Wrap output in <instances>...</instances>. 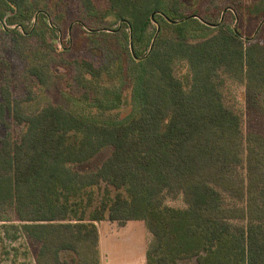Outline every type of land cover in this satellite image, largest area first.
<instances>
[{"label": "trees", "instance_id": "trees-1", "mask_svg": "<svg viewBox=\"0 0 264 264\" xmlns=\"http://www.w3.org/2000/svg\"><path fill=\"white\" fill-rule=\"evenodd\" d=\"M66 1L0 0V18L11 11L5 31L42 53L26 66L25 95L0 85V240L37 242L33 264H101L97 222L142 220L151 235L145 264H264V131H244L223 93L228 81L243 84L264 111V23L252 37L207 15L215 26L170 22L164 0H76L90 21L86 40L105 59L65 58L68 49L59 56L82 99L117 108L127 83L131 111L104 120L51 100L29 109L53 80V35ZM214 1L220 14L240 9L248 32L264 20V0ZM183 8L170 0L178 17L190 15ZM158 13L177 34L158 32L150 50L134 55L131 37L144 38ZM110 16L116 28L97 27ZM187 26L204 32L194 38ZM106 148L96 168L77 169ZM179 196L183 206L167 202Z\"/></svg>", "mask_w": 264, "mask_h": 264}, {"label": "rangeland", "instance_id": "rangeland-1", "mask_svg": "<svg viewBox=\"0 0 264 264\" xmlns=\"http://www.w3.org/2000/svg\"><path fill=\"white\" fill-rule=\"evenodd\" d=\"M41 1L48 2L49 0ZM183 1L186 14H195L193 13V8H198L201 13H197V15L202 18L205 17L204 15H207L213 19L212 21H218L220 19L230 22V25L238 29L242 35L250 34L253 37L256 34L255 31L248 32L242 19L241 10L234 5L232 6L230 4L226 7L228 10L226 12L224 11V13H222V11L220 14V7L218 6L217 1L201 0L200 4L195 3V0ZM226 1L227 0H224L223 3L225 4ZM94 2L98 5L106 4L105 0H94ZM169 4L170 0H164L162 7L166 10L163 9L162 13L167 16L165 19L179 20L183 18L178 17L175 12L170 11ZM62 5L65 8L62 10V6L60 5L58 9L60 10L58 12L62 14V18L59 17L60 19H57L59 20V24L55 25L57 27L55 29L56 32L53 35L54 44L52 47L54 50L53 57L55 58L52 65L53 63L57 64L55 66L53 80L49 85L42 88L35 99L27 101L26 106L29 109H34L43 105L48 100H51L54 103L66 105L83 114L95 115L100 119H122L131 111L130 90L129 87H127L128 85H126L127 83H123L122 85L123 102L117 108H108L107 104L110 99H103L98 102V106H95L88 100L80 97L81 88L73 82V79H71V67L64 63L59 56L61 50H69L65 54V58L85 56L94 59L96 63L102 62L105 58L99 53V51L97 52L94 50L88 43V40H86V31H88V28L90 27V21L81 19L80 10L76 0H67L66 3ZM232 13L234 15H232ZM10 15L11 11H7L6 15L0 18V85H8L12 94L17 97L25 95L24 80L27 75L26 66L28 62H30L31 56H34L36 53L35 58H39V56H42V53L36 50L28 51L30 49L29 46L21 41H17L12 33L5 31L4 28L10 29L12 27V25L8 23ZM163 16L161 13H158L153 17V20L146 26V31L143 35L144 38L141 40L134 41L131 37L130 42H132L133 45L134 55L140 56L150 48L158 27V32H161L162 37L165 39L177 34L175 30L176 28L168 27L166 25L165 19L162 18ZM261 21L258 24V30L264 23V21L262 23ZM107 25L111 26L109 27L111 29L116 28L118 23L112 16H110L98 22L97 27H105ZM186 31L194 38H197L198 34L204 32L196 31L190 26H187ZM206 32L208 33L209 30ZM263 32L264 26L261 28V35H264ZM50 37L51 35L46 34L48 40L51 39ZM261 37L264 38V36ZM32 43L34 45L37 44L35 41H32ZM65 69L67 70L65 71ZM181 69L183 71L185 70L184 67ZM223 93L225 101L241 114L244 131L249 129L264 131V111L255 95H253L243 84L231 81L226 83L223 88ZM3 131L4 126L0 122V133ZM109 152L110 149L106 148L89 161L76 164V167L79 170L96 168ZM239 170L242 171L241 168ZM113 193L114 191H111V194ZM95 196V201H98L100 198L98 190L95 192ZM167 202L173 206L184 205L180 196L176 199H168ZM97 226L99 229L101 264H145L144 253L151 235L142 220H129L124 225H120L116 221L105 219L98 221ZM36 246L37 242L26 236H20L14 241L4 238L3 240H0V264H33V256ZM178 264H197V261L194 258L183 259L179 260Z\"/></svg>", "mask_w": 264, "mask_h": 264}, {"label": "water", "instance_id": "water-1", "mask_svg": "<svg viewBox=\"0 0 264 264\" xmlns=\"http://www.w3.org/2000/svg\"><path fill=\"white\" fill-rule=\"evenodd\" d=\"M224 11H225V9L223 10L222 13H224ZM189 17H196V18H199L202 22H205L206 24H209V25H211V26H215V25L217 24V23H211V22H208V21H206L205 19H203V18H201L200 16H198L197 14H190V15H187V16H185V17L179 19V20L168 19V18H167V20H169L170 22H174V23H175V22H177V21H180V20H183V19H185V18H189ZM221 18H222V16H221ZM263 21H264V20H262L261 23H262ZM261 23H260V24H261ZM258 28H259V26H258L257 29L255 30V32H257ZM100 29H102V30H108V29H106V28H100ZM234 29H235V31H237V29H236L235 27H234ZM158 31H159V27L157 28L156 34L154 35V38H153V40H152V42H151V45H150L149 50H150V49L152 48V46H153L154 39H155V37H156ZM130 50L133 52V45H132V42H130Z\"/></svg>", "mask_w": 264, "mask_h": 264}]
</instances>
